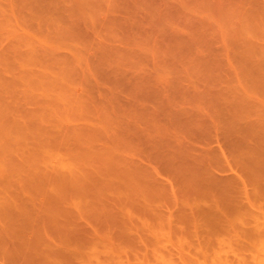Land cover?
<instances>
[{
    "label": "rangeland",
    "instance_id": "rangeland-1",
    "mask_svg": "<svg viewBox=\"0 0 264 264\" xmlns=\"http://www.w3.org/2000/svg\"><path fill=\"white\" fill-rule=\"evenodd\" d=\"M21 1L0 0V12L6 10V13H1L7 15L0 18V52L5 53L2 49L12 45V40H15L16 47L13 44L9 48L23 52H16L19 57L13 52L15 49L9 51L12 56L19 57L20 61L17 57L18 62L15 63H20L21 58L24 60L21 67L25 71H22L20 64L12 62L13 57L5 48L10 58L2 57L7 61L0 65V163L3 164L0 165L1 249L17 248L25 253L34 242L32 240L36 239L34 237L39 235L37 230L43 231L41 228L46 226L43 224H49L50 235L53 231L58 232L60 226L59 231L65 232V229H69L68 220L73 213L79 221L83 218H79L82 214L87 216L85 213L92 214L94 209H101L98 208L101 198L115 197L117 189L106 192L100 185L102 180L108 178L111 181L120 180L119 174L112 172L111 176L105 173L101 176V173L106 165L115 168V163H119L114 154H135L132 150L134 147L124 150L116 144L126 138L123 135L127 133L129 143L136 146L142 144L139 134H149L147 129H154L158 124L165 125L172 138L177 136H174L176 132L178 136L188 135L184 142L190 140L198 148L199 154L212 147L218 156L226 152L225 156L231 158L228 161L225 157L228 161L226 165L230 167L224 166L225 163L219 166L221 161L218 166L215 161L214 167H211L213 174L221 180L236 174L244 178L248 168L256 170L260 160L264 161V141L260 144L264 140L263 136L260 137L264 128L258 131L264 124V118L258 119L263 120L262 123L259 121V125L256 126L258 121L255 123L259 114L264 115V0H42L46 5L41 0H26V7ZM49 2L53 6L48 5ZM3 17L13 20L9 18V21H5ZM18 36L22 41L26 36L25 42H28L27 36L33 38V44L17 45ZM19 39L18 42H21ZM28 48L32 51L46 49L44 51L48 52L49 57L43 55V60L42 55L34 51L33 57L30 50L24 51ZM24 56L34 59L41 56V61L37 57V63L33 65L35 60L30 57L28 61ZM25 61L33 66L27 64L25 67ZM8 62L10 70L5 69ZM36 72L41 75L49 73L52 78L49 75L37 78ZM34 80L38 85L33 83ZM43 80L46 83L43 84ZM16 100L17 103H14ZM7 101L13 104L11 102L9 105ZM15 104L17 109L13 107ZM250 120L255 123L253 128L258 130L254 131L251 126L249 134L246 125L250 124L247 123ZM129 125H132L131 129ZM157 128L152 132L155 139L160 140L164 135ZM124 129L125 132L128 130L125 134L121 133ZM117 131H120L119 134ZM256 131L261 135L257 136ZM207 136L209 139L205 138ZM231 142L237 144L233 146H238L235 151ZM234 155L242 160L241 163L235 161ZM113 156L116 162L113 158L111 160L115 163L109 160ZM247 162L250 163L245 170ZM196 168L199 172L192 170L190 174H195L194 178L197 179L203 178L204 169ZM162 176L164 182L169 180L176 184V179L170 174L163 173ZM192 181L196 182L193 178ZM117 191L120 192L119 189ZM96 200L100 206L98 203L94 206ZM67 212L73 213L68 217ZM29 215L31 218H28ZM48 217L51 222H48ZM26 218L31 219L33 226L37 225L33 227ZM76 220L72 221V226L78 227L80 224V229L81 222H87H83L84 219L80 223ZM39 222L45 223L38 226ZM53 224L59 227L55 229ZM54 233L53 237L59 243ZM259 243L264 246L263 241ZM253 246L247 252L248 247L244 249L248 258L246 263L264 264V251L259 250L261 246ZM150 247L153 245L150 244ZM176 255L178 257V254L174 255V263H180ZM198 257L199 263L204 264L202 256ZM206 260L209 264L217 263ZM218 260L219 264L224 263ZM2 261L3 258L0 264ZM151 261L154 263L157 260ZM158 264L161 262L158 261Z\"/></svg>",
    "mask_w": 264,
    "mask_h": 264
},
{
    "label": "bare ground",
    "instance_id": "bare-ground-1",
    "mask_svg": "<svg viewBox=\"0 0 264 264\" xmlns=\"http://www.w3.org/2000/svg\"><path fill=\"white\" fill-rule=\"evenodd\" d=\"M49 1H52V0H49ZM22 2H23V4H25L24 7H26L28 2L26 0H22L21 3ZM25 2H27V4ZM45 2L47 3L48 1H45ZM48 5L51 6L52 4H50V2H49ZM54 6H55V4H54ZM46 7L48 8V6H46ZM39 8H40V6H39ZM1 12L6 13V10H3ZM1 12H0V15H1L0 18L2 16L6 15V14L3 15V13H1ZM10 15L11 14H9L8 16H10ZM6 17H7V15H6ZM11 17H8V18L3 17V19H6L5 21H9V18H10V21H12L13 19H11ZM31 17L33 18V15H31ZM16 19H14V20H16ZM20 25H18V26H20ZM20 28H18V31H20L19 30ZM19 38H21V37L18 36V39ZM27 38H28V42H25L26 36H24L23 41H22V39H19V41L21 40V42H18V39H17V41H16L17 45L20 46L22 43V45L26 46V45H28L27 43H29V42H30L29 43L30 45L33 44V41H31L33 38H29L28 36H27ZM14 41L12 40V42H13L12 45L14 44L15 45L14 47H16V44ZM26 41H27V39H26ZM12 45L9 44V47H11ZM9 47L8 46L4 47V49L8 48L7 50L11 54L12 52L9 50H11L13 47L12 48H9ZM23 48L24 47L22 46V49ZM33 48L36 49L35 47H33ZM33 48H31V49H33ZM4 49H2V50L5 53L0 52V55H1L0 61L3 60L0 63V65L2 63H4V61L6 60V59L4 60V58H10L12 56V54H11L10 57H7V53H6L7 51H6V49L5 50ZM13 49H15V48H13ZM18 49H19V47H18ZM34 49H33V51L35 52V54L42 55V57L40 56L41 59L47 57L48 52L47 53L45 52V51H47L46 49H44L45 51L43 49L42 50L39 49L40 52L41 51L43 52V53L41 52V54L38 53L39 52L38 50L36 51ZM29 50H30V48H28L27 50L25 49L24 51L28 52ZM17 51L18 50H16V49L13 50V52L15 54H18V56H19V53H16ZM20 51L23 52V50H21V49H20ZM20 51H18V52H20ZM30 51H31L30 52L31 55H33L32 54L33 51L32 50H30ZM4 54H6V55H4ZM22 54L23 53H21V55ZM25 55H26V53H25ZM4 56H6V57H4ZM18 56L15 55V57H14V54H13L12 57L14 60L12 59V62H14V64H20L19 66L21 67V65L23 64L22 62H24V60L21 58L20 63H15V62L20 61V59H19L20 56L19 57ZM34 56L35 55H33V57ZM2 57H4V58L2 59ZM17 57L19 60L16 59ZM24 57H25L24 59L27 58L26 56H24ZM30 57H32V56H30ZM30 57L27 58L28 61H29ZM33 57H32V60H35L38 56H36L35 59ZM40 57L37 58L38 61L40 60L39 59ZM9 61L11 62V60H9ZM26 61H25V63H26L25 67H27L28 66L27 64H29ZM33 62H34L33 65H35V62L37 63L36 60ZM45 62H46V60H45ZM45 62H44L43 66H45V64H46ZM30 63H31V61H30ZM4 64H3V66H4ZM6 64L7 65H5V69L7 67V70H8L9 69L8 67L10 66V65L8 66L9 62ZM10 64H13V63H10ZM41 64H39V65H41ZM33 65H30V67ZM0 68H1V66H0ZM11 68H13V67L11 66ZM21 69H23V67H21ZM14 70L16 71V69H14ZM25 70H26V68H25ZM3 71H4V69H3ZM22 71H24V69ZM33 71H34V69H33ZM39 71H40V69H39ZM18 72H19V70L17 71V73ZM26 72H28V70H26ZM48 72H50V71H48ZM30 73H33V72H30ZM37 73L38 72H36V74ZM21 74H22V72H21ZM34 74H35V71H34ZM42 74H44V73H42ZM13 75L16 76L15 73ZM18 75H20V74H18ZM37 75H38L37 78H41V79H42V77H40V76H43V77L45 76V78L47 77L46 75L50 76L49 73L46 75H41L40 72ZM26 76H29V74ZM6 77H8V76H6ZM19 78H21V77H19ZM45 78H43V79H45ZM2 79H4V78H2ZM21 79L18 81H21ZM27 80H25V81H27ZM15 81H17V80L15 79ZM40 81H42V80H40ZM50 81H52V80H50ZM30 83H32V82L30 81ZM33 83H35V85H38V82L36 84V81ZM44 83H46V82L43 80V84ZM53 85H55V84H53ZM3 88H4V85H3ZM28 90H31V89H28ZM25 91H27V90H25ZM13 92H11V93H13ZM5 94H7V93H5ZM26 95H29V94L26 93ZM22 96H21V98H22ZM15 97H17V95ZM34 97H36L35 94H34ZM37 97L40 98L39 95ZM7 98H9V97H7ZM45 98L46 97H44V99ZM56 98H58V97H56ZM44 99H43V101H44ZM47 100H48V98H47ZM54 101H55V99H54ZM59 101H60V99H59ZM11 102L8 103V101H7L6 103H8L10 105ZM18 102H20V101H18ZM80 102H82V101H80ZM14 103H17V100ZM56 103H57V101H56ZM12 104H13V102H12ZM57 104L59 105V102ZM86 104H88V103H86ZM14 106H15V109H17L16 108L17 105L15 104V105H13V107ZM13 107H12V109H13ZM19 108L21 109L22 107L19 105ZM80 108L83 109L82 107H80ZM85 108H87V107H84V109ZM61 109L62 108H60V110ZM49 110H51V109H49ZM14 111H16V110H14ZM56 111H57V109H56ZM16 112H18V110ZM25 112H28V111H25ZM16 115H18V114H16ZM19 115L21 116V114H19ZM260 116H262V114H259V118H257V120L254 118L256 120L255 123H257L258 119L264 118V115L262 116V118H260ZM3 117H4V115H3ZM17 119H18V117H17ZM154 119H156V117H154ZM263 120H259V121L262 123ZM16 121L18 122L19 120H16ZM250 121H247V123L249 122L250 124L246 125V126H248V128L247 127L246 128H247V132H249V134H250V131L248 129H250L251 126L253 128L255 125V123L253 121H251V122ZM259 121H258V124H256V126L259 125ZM261 123H260V125H261ZM22 125H20V126L22 127ZM263 125L264 124L262 123V126H260V130H258L257 128H253V130L256 129V130L261 132V128L262 129L264 128ZM3 126L4 125H2L1 127H3ZM15 126H18V125H15ZM131 126L129 125V129H131ZM133 126L135 127L134 124H133ZM161 126H164V128ZM21 127H19V129ZM157 127L155 126L154 129H150V130L147 129L149 131V134H144V133H146L144 131H143L144 133H141L138 129L137 130L138 132L137 131L136 132L138 134L141 133L138 135V137H139L140 143H142V144L138 143L136 146L129 143L127 136H126L128 134L127 133L128 130H126V132H125V129L121 130L122 131L121 133H124V134L127 133V134L123 135L126 138H123L120 141H118L120 145L118 143H116V144L119 147L121 146L122 149H124V150L125 149L129 150V149H132L134 147V149H132V150L135 151V152H133L135 154L130 155V156H125L122 153H121L122 155L121 154H117V155L114 154V156H116V158H117V161L119 162L118 164L115 163L116 158H114V156L110 157V159H109L110 162L115 160V162L114 161L113 162L116 164V166H115V168H113L112 166H110V168H108L106 165V167H104L106 169L102 168L103 172L101 173L102 174L101 176L104 175L103 173H105L107 176H109V174H110V176H111L112 175L111 173L115 172V173L119 174L118 176L120 177V180L118 179V181H114V180L111 181L108 178L107 180H102L103 183H101V185H100V187H102L101 189H105V191L106 190L109 191L110 189H113V191L115 189H117V190L119 189L120 192L115 190L117 192V195L115 194V197L113 196L111 198V196H109V197L105 196V197H103L105 200H102V198H101L100 204L102 207L98 203V201L100 199L99 200L97 199L98 201L96 200V202L94 201L95 205H94V202H92V205H94V206H97L96 204L98 203V206H100L98 208H101V209H97V211H95V209H94V212H92V214L89 212L85 213V214H87V216H85L84 214L79 216V218L83 217L82 219L80 218L81 220L79 219V221H82L83 219H84L83 222L87 221L84 224H82V222H81V225H82L81 229H80V224L78 227H76V225H74V223H73L74 226H72V221H74V219L75 220L78 219V216L75 214L77 216V218H76V216L73 215L74 214L73 212H70V213H73L72 214L73 217L68 220V224L70 226L67 223H65L69 227V229L66 230L65 229L66 226H64L65 232L59 231L61 226H60V228H58L59 225H58V227H57V225L54 226L56 224L55 223V224H53V227L55 229L58 228V230H57L58 232L55 231V233H54V231H53L52 234L50 235L49 233L51 231L50 232L48 231L49 224H46L45 222H43L45 224H43L42 222H39L38 226L41 223L43 225H46L45 226L46 228L48 227L47 232L45 230V227H43V226H42L43 228H41V230L43 229V231L37 230V231H39V235H37V236H36V234L33 235V236H36V237H34L36 239L32 240V242L33 241L34 242L31 243V245L29 246V248H27L25 253H22L20 249L17 250V248L16 249L14 248V250H13V248H11L12 250L11 249L9 250V248H7V247L5 248L6 250L3 248L5 251L2 252L3 249L0 248L1 249L0 251L2 252L0 254V257L2 256L1 258H3L2 264H8V263L9 264H158V261L161 262V264H180V263L181 264H202V263H199L200 258L198 256H202V258L204 259V261H203L204 264L206 263L205 261H207L206 258L211 259L212 263L216 261L218 264H219L218 258L220 260H222V262H224L223 264H234L235 259H238V260H236V262L237 261L238 262L237 263L235 262L236 264H238V263L239 264H247L246 262H247L248 258L246 259L245 256H247V255H245V252L252 249L253 245H251V244H255V246L258 245L256 248H259L261 246L259 242H261V241L264 242V167H262V166H264V161H262V159L260 160L259 164L261 167L259 166V168H258L259 170L258 169L254 170V168H252L251 165H250L251 169L250 168L247 169V165L249 167V163H250V162L249 163L247 162L246 166H244V169L245 168L247 169V170L245 169L246 174H245L244 178H243V176H240L241 174L240 175L236 174L235 176H233V177L231 176L228 179H225V178H222V180H221V178L217 179V177L213 174V172H212L213 170H211V167L215 161H216L215 162L216 165L221 163L219 165V166H221V165H224V163H225L224 166H229V165H226V162L230 161L231 158L229 159L228 156H225L226 152H224V155L220 153L219 156L216 153L217 156L219 157L218 158L216 156L214 150L212 149L213 148L212 147L209 149L207 148L206 151L204 150L199 154L198 148L192 142L190 143L189 142L190 140L186 139L187 142H184L185 141L184 138H187V137L189 138L188 135L187 136H180V135L178 136L177 132L175 131L176 133H174V136L175 135H177V136H175V138H172V135L169 134V132L167 133V131H166L167 126L158 124ZM165 127H166V129H165ZM156 128L159 129V131L161 130L162 132L161 131L160 132L163 133L162 135H164V136H161L159 138L160 140L155 139V135L153 136L152 131L156 130ZM160 128H162L163 130ZM26 129H27V127H26ZM26 129L24 128L23 130H26ZM5 130H7L6 127H5ZM18 131H20V130H17V132ZM258 131H256V132L258 133ZM262 131H264V129ZM117 132L119 134L120 131H117ZM151 132H152V134H151L152 136L150 135ZM100 133L102 134L104 132H100ZM3 135H4V132H3ZM25 135H26V133H25ZM169 135H170V137L167 138L168 139L167 140L166 137H168ZM247 135H248V133H247ZM260 135L258 133L257 136H260ZM202 136L204 137L205 135L203 134ZM22 137H23V135H22ZM22 137L21 138L18 137V138L22 139ZM89 137H91V136H89ZM162 137L165 139L164 141H162L163 140ZM178 137H183V138L181 139ZM250 137H251V135H250ZM260 137H262L264 139V133L263 132H262V135ZM128 138H130V137H128ZM205 138L209 139L208 136ZM169 139L171 140L172 143L169 142L170 141ZM251 139L254 140L253 138H251ZM251 139H248V140L250 141ZM166 140H167V143H166ZM263 141L264 140H262L260 144H263ZM232 142L230 145H232V150L234 149L233 151H235L236 150L235 148H238V146L235 147L237 144L236 143L232 144ZM9 143H11V142H9ZM9 143H7V144H9ZM164 144H165V147H164ZM246 144H247V141H246ZM233 145H235V146H233ZM250 145H251V143H250ZM253 145L254 144L252 142L251 146H253ZM247 147H248V145H247ZM169 148L170 149L172 148V150H168ZM182 148H183V150L185 149V151H183ZM248 148L250 150V146ZM18 150H20V149H18ZM164 150H165V152H166V150H168V151L165 153ZM180 150H182V151H180ZM2 151H3V149H2ZM221 151L223 152L224 150L221 149ZM85 153H83V154H85ZM212 153H214L215 156ZM234 153L236 154V152H234ZM83 154H82V156H83ZM210 155H213V156H210ZM222 155L224 157H222ZM225 157H227L228 161ZM235 157H236L235 161H237V162L242 161L241 159L239 160L238 156H235ZM112 158H113V160H111ZM220 158H221V160H220ZM237 158H238V160H237ZM215 159H217V160H215ZM263 160H264V158H263ZM219 161H221V162L218 163ZM222 161H223V164H222ZM237 162H235V164H237ZM239 162H238V164H239ZM0 165H3V164L0 163ZM196 167H198L199 169H204L203 171H205V172L200 171V172H203L202 173L203 178L197 179V178H194L195 174L194 175L190 174L192 172V170H196L199 172V170ZM200 167H203V168H200ZM213 167H214V165H213ZM192 168H194V169H192ZM233 170H234V168H233ZM98 171L100 172V169ZM237 172H239V171H237ZM163 173L170 174L171 176H173V178L176 179V184H174L175 182L173 183V181L171 182L169 180H168L169 184L166 181L164 182L162 180V177H163L162 174ZM189 174L191 175V177ZM115 176H116V178H119V177H117V175H115ZM205 176H207V177H205ZM192 178L196 182H193ZM197 180L198 181L200 180V181L198 182ZM98 183H100V182H98ZM5 189H6V187H5ZM102 191L104 192V190H102ZM106 192H104V193L106 194ZM110 192H111V190H110ZM118 193H120L119 197H118ZM170 206H172L173 207L172 209H174V210L170 209ZM90 212H91V210H90ZM70 213L67 212L68 217H69ZM33 214H34V212H33ZM37 215L40 216L41 213L40 214L38 213ZM83 215L87 218L85 219V217ZM28 218H31V215H29ZM28 218H26V219H28ZM37 219L39 220V217H37ZM37 219H35V220H37ZM42 219H41V221H42ZM47 219H49V217ZM55 219L56 218H54L53 220H55ZM28 220L32 225V222L30 221L31 219H28ZM76 221L79 222L78 220H76ZM48 222H51L50 219ZM58 222H61V221H58ZM61 224H63V222H61ZM75 224H77V223L75 222ZM33 225H34V223H33ZM1 226H2V228L5 227L3 225H1ZM35 226H33V227H35ZM54 228H53V230H55ZM1 231L2 230L0 229V233H1ZM3 232H5V230H3ZM33 233H34V231H33ZM53 233L55 234L59 243L56 242L55 237H53L54 236ZM257 241H258V244L256 243ZM150 244L153 245L152 248L151 247L149 248ZM255 246H253V247H255ZM13 247H15V246L13 245ZM246 247H248L247 250H246ZM263 247L264 246L262 245L259 248V250L262 249L264 251ZM164 251H167V252L163 253ZM175 251H176V253H175ZM175 254H178L179 258L177 257V255H176V257L178 259H180V263H174V255ZM212 254H214L213 256L214 257L216 256V257L214 258L212 256ZM209 256H212V257H209ZM150 258H151V260L154 259V261L157 260V261H155L157 263H155V262L152 263ZM202 258H201V261H202ZM213 258L217 259L218 261L213 260ZM222 262H220V263H222ZM209 263L210 262H207L206 264H209Z\"/></svg>",
    "mask_w": 264,
    "mask_h": 264
}]
</instances>
